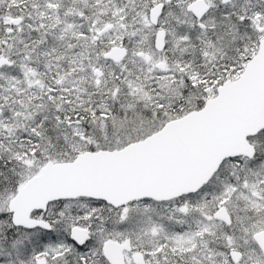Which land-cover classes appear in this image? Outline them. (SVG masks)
Listing matches in <instances>:
<instances>
[{
  "label": "snow or ice",
  "instance_id": "obj_1",
  "mask_svg": "<svg viewBox=\"0 0 264 264\" xmlns=\"http://www.w3.org/2000/svg\"><path fill=\"white\" fill-rule=\"evenodd\" d=\"M0 264H264V0H0Z\"/></svg>",
  "mask_w": 264,
  "mask_h": 264
}]
</instances>
